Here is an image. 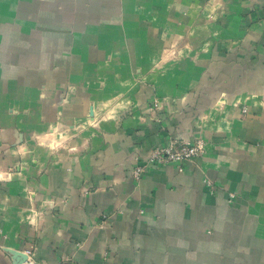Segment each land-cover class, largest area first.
Segmentation results:
<instances>
[{"label": "crops", "instance_id": "1", "mask_svg": "<svg viewBox=\"0 0 264 264\" xmlns=\"http://www.w3.org/2000/svg\"><path fill=\"white\" fill-rule=\"evenodd\" d=\"M29 1L0 0V264H264V0Z\"/></svg>", "mask_w": 264, "mask_h": 264}, {"label": "built area", "instance_id": "2", "mask_svg": "<svg viewBox=\"0 0 264 264\" xmlns=\"http://www.w3.org/2000/svg\"><path fill=\"white\" fill-rule=\"evenodd\" d=\"M158 107V103H157ZM243 112H247V108H243ZM207 142L203 138H196L193 141L181 140L173 142L164 147H155L147 158V163L140 164L136 166L133 170V176L139 180L146 171L147 164L157 163L160 165H167L170 163H175L179 166L180 171L183 170L182 164L185 161L192 160L196 157L203 155L206 151ZM211 184V182H209ZM236 195L234 193L229 194V200L235 199ZM23 252V251H22ZM27 258L20 264H35L36 259L34 257V252L30 249L23 252Z\"/></svg>", "mask_w": 264, "mask_h": 264}, {"label": "rangeland", "instance_id": "3", "mask_svg": "<svg viewBox=\"0 0 264 264\" xmlns=\"http://www.w3.org/2000/svg\"><path fill=\"white\" fill-rule=\"evenodd\" d=\"M34 1L35 0H30L29 3L31 4ZM208 2H211V0H208ZM178 51L179 50H177V51L176 50H169L166 53H164L163 58L165 56H170L169 54H171L172 56L178 57L179 56ZM163 58H162V60H163ZM161 61L158 62V63L160 64ZM119 100H121V99H119ZM158 102L161 105H163V103L165 102V97H157L156 96L155 98H153L151 100L150 104L148 105V109L151 112V114H154L156 112V110H158L160 108L159 107L160 104H158V107H157V103ZM220 103H222V101L219 102V105H220ZM127 104H129V106L131 107L130 100L127 101ZM240 107H241V110H242V114H244L243 108H246L247 106L242 105ZM110 115H113V113H105V111L103 113H101L100 107H97V106L94 107L92 109L91 113H90V116L88 117L89 118V121L88 122L90 124L89 126H92V127L96 128L95 126H98L97 122H99V120L102 118V116L104 118L106 116H109L110 117ZM80 126H82V125H80ZM49 132L50 133H48V134L50 135V138L53 139V140L55 139L54 138L55 135H53L54 132H57L58 133V142L56 144H60L61 143V145H63V146H68L67 151H69V150L72 151L73 150L72 147L69 146V140H70V137L76 138V136H74L72 134V130H70L69 127L68 128H54V129L50 130ZM57 147H60V145H57Z\"/></svg>", "mask_w": 264, "mask_h": 264}, {"label": "water", "instance_id": "4", "mask_svg": "<svg viewBox=\"0 0 264 264\" xmlns=\"http://www.w3.org/2000/svg\"><path fill=\"white\" fill-rule=\"evenodd\" d=\"M10 256L12 257L13 264H20L25 261L27 256L21 251H9Z\"/></svg>", "mask_w": 264, "mask_h": 264}]
</instances>
